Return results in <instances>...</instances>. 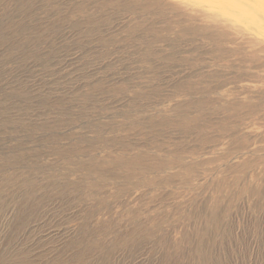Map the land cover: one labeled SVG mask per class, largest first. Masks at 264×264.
Here are the masks:
<instances>
[{"label": "clouds", "instance_id": "1", "mask_svg": "<svg viewBox=\"0 0 264 264\" xmlns=\"http://www.w3.org/2000/svg\"><path fill=\"white\" fill-rule=\"evenodd\" d=\"M32 7L0 43V197L52 219L0 264H226L249 220L264 264V0Z\"/></svg>", "mask_w": 264, "mask_h": 264}, {"label": "rangeland", "instance_id": "2", "mask_svg": "<svg viewBox=\"0 0 264 264\" xmlns=\"http://www.w3.org/2000/svg\"><path fill=\"white\" fill-rule=\"evenodd\" d=\"M35 3H37V0H0V43L8 37L17 34L23 36L39 30L38 18L33 19L35 9L32 5ZM63 39L64 37L62 36L58 37L59 41ZM49 48H51V42H49ZM2 54L3 52L0 51V55ZM48 55V52L37 53L36 56L40 63L33 62L25 65L17 72L16 78H20L23 81L29 79L33 74V68L42 67L44 63H47L41 57ZM2 78L3 72L0 71V79ZM3 91L4 87L0 86V92ZM39 103H43V101ZM44 139V136L37 138L40 142L37 145L38 147H43L42 141ZM42 199L44 203L38 204V201ZM46 206H48V201L42 196H35L32 199L22 196L17 197L15 201L0 197V249L22 242L32 233L43 229L52 219L49 216L48 220H43V223L40 222L43 216L48 215L43 210ZM56 207L59 208L60 205L57 204ZM49 211H53V209L50 207ZM261 224L264 225V220L261 221ZM253 243L252 221L249 220L246 222L244 231L240 233L239 239L235 236L225 238L223 253L227 256L226 264H237V260L240 261V264H243ZM259 245L260 248H264V235H262Z\"/></svg>", "mask_w": 264, "mask_h": 264}]
</instances>
